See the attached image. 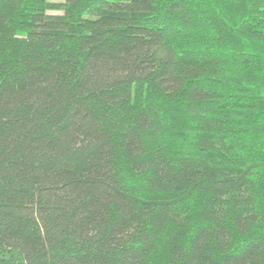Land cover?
Wrapping results in <instances>:
<instances>
[{
    "label": "trees",
    "instance_id": "16d2710c",
    "mask_svg": "<svg viewBox=\"0 0 264 264\" xmlns=\"http://www.w3.org/2000/svg\"><path fill=\"white\" fill-rule=\"evenodd\" d=\"M0 264H264V0H0Z\"/></svg>",
    "mask_w": 264,
    "mask_h": 264
},
{
    "label": "rangeland",
    "instance_id": "374dc122",
    "mask_svg": "<svg viewBox=\"0 0 264 264\" xmlns=\"http://www.w3.org/2000/svg\"><path fill=\"white\" fill-rule=\"evenodd\" d=\"M51 14H60V12H51Z\"/></svg>",
    "mask_w": 264,
    "mask_h": 264
}]
</instances>
